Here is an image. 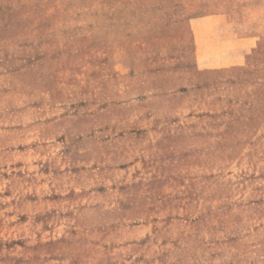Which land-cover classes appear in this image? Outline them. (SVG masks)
I'll return each instance as SVG.
<instances>
[{
  "label": "rangeland",
  "instance_id": "rangeland-1",
  "mask_svg": "<svg viewBox=\"0 0 264 264\" xmlns=\"http://www.w3.org/2000/svg\"><path fill=\"white\" fill-rule=\"evenodd\" d=\"M203 1L0 0V264H264V40Z\"/></svg>",
  "mask_w": 264,
  "mask_h": 264
},
{
  "label": "crops",
  "instance_id": "crops-1",
  "mask_svg": "<svg viewBox=\"0 0 264 264\" xmlns=\"http://www.w3.org/2000/svg\"><path fill=\"white\" fill-rule=\"evenodd\" d=\"M197 4L196 12L205 15L200 19L216 20V26L209 25L199 32L209 37L205 53L229 51L232 43L240 44L244 53L255 40H264V0H204ZM211 29H214L212 34Z\"/></svg>",
  "mask_w": 264,
  "mask_h": 264
}]
</instances>
